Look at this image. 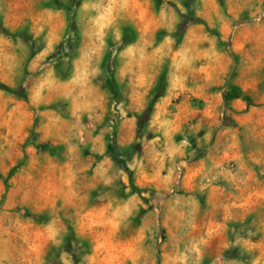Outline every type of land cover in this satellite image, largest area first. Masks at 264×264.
Returning a JSON list of instances; mask_svg holds the SVG:
<instances>
[{
	"label": "clouds",
	"instance_id": "1",
	"mask_svg": "<svg viewBox=\"0 0 264 264\" xmlns=\"http://www.w3.org/2000/svg\"><path fill=\"white\" fill-rule=\"evenodd\" d=\"M211 2L203 0L204 8ZM248 2L250 7L259 4L254 19L224 17L210 27L206 21L211 18L195 0L187 6L183 0H23L21 19L0 25V98L12 105L0 108V128L7 130L3 139L12 149V158L0 165V238L6 237L8 264H19L17 250L24 252L18 238L22 224L43 232L50 223L59 231L43 248L42 264H88L79 216L128 202L135 206L129 220L137 226L147 221L152 229L145 234L146 244L156 264L162 251L183 255L182 264H216L217 256L224 264H253L255 251L242 242L264 245V209L241 220V209L232 208L236 219L207 244L203 227L200 239L190 225L179 232L173 228L181 211L177 200L189 198L199 201L205 222L221 221L222 209L212 216L206 190L190 189L186 173L202 163L206 176L197 177L198 182L211 180L227 192L231 184L210 157L219 159L231 142L234 120L248 119L240 114L241 106L264 114V87L241 93L236 86L242 65L232 34L224 30L228 24L232 32L242 24L264 25V0ZM137 5L148 9L152 43L130 56V47H142L143 21L138 8L132 11ZM109 8L115 9L113 23L97 35V21ZM190 29L204 32L216 46L219 59L210 76L197 78L195 65L183 73L176 67ZM164 42L170 47L160 50ZM250 75L254 83L264 84V64ZM177 76L183 77V88L174 85ZM48 80L55 82L52 89L42 87ZM37 89L43 97L38 103L33 99ZM49 111L59 118V133L42 142L43 114ZM257 146L254 139L241 137V158L222 166L232 173L244 166L241 176L248 168L257 169L264 183V158L253 159ZM259 147L264 150V144ZM32 149L47 153L56 167L30 163ZM69 169L75 173L71 185L63 180ZM70 191L71 200L66 198ZM10 241L15 245L11 251Z\"/></svg>",
	"mask_w": 264,
	"mask_h": 264
},
{
	"label": "rangeland",
	"instance_id": "2",
	"mask_svg": "<svg viewBox=\"0 0 264 264\" xmlns=\"http://www.w3.org/2000/svg\"><path fill=\"white\" fill-rule=\"evenodd\" d=\"M189 2L190 0H183L185 6ZM195 2L199 5V10L204 11L211 18L206 21L210 27L214 26L213 21L216 19H223L224 17L229 19H254L253 16L258 15L259 4L256 7H250L248 0H212L209 9L204 8L203 0H195ZM22 3L23 0H2V3H0V25H3L6 21L18 22L25 12ZM123 7L121 5V8ZM137 8L139 9L138 15L143 21V26L140 29L142 47H130L128 49L130 56H134L138 52L142 54L143 47H147L152 43L150 39H147L153 31V22L148 17V9L137 5L132 11H136ZM261 10L264 11V7ZM114 11V8H109L105 14L99 17L97 35H101V29L104 26L113 23ZM224 30L232 34L237 61L242 65L234 78L240 92L251 93L254 87H264V84L254 83V77L250 75L251 71L258 65L264 64V25L250 26L242 24L238 25L236 30L232 32L231 25L228 24ZM183 41L177 52L175 62L178 71L181 73L191 71L195 65L199 69V72L194 74L197 78L205 75L210 76L214 71V65L219 59L214 42L208 40L204 32L195 29H190L184 36ZM165 44L170 47V43L164 42L159 46V49L163 50ZM174 85L177 88H183L185 86L183 77H175ZM54 86L55 82L52 80L45 81L42 85V87L48 89H52ZM193 90L195 91V89ZM40 92L41 89H37L33 96L34 101L37 103L43 99ZM201 95H203V90H201ZM11 106L9 101L0 98V108L10 110ZM249 113L252 114L249 115ZM240 114L248 117V119L243 122L234 120L236 127L231 142H226L219 159L210 157L220 167V175L224 176L231 184V188L226 192L224 185L214 184L211 180L198 182L197 177L204 180L206 176L202 163L198 167H193L190 173H186V185L190 189L195 187L198 191L206 190L205 202L209 205L211 215H215L217 208L222 209L221 221L210 218L205 222L200 215V203L194 198H189L183 202L177 200V205L181 211L177 213L173 221V228L179 232L190 225L195 239H200V228L203 227L204 235L208 238L207 241H204L206 244L210 243L214 237L222 236L227 223L236 219L231 210L232 208L241 209L239 214L241 220H244L258 209H264V183L256 175L258 170L248 168L247 175L241 176L239 173L244 166H241L236 173H232L222 166L226 160L241 158L242 153L238 150L241 137L254 139L257 143L254 160L259 162L261 158H264V150L259 147L260 144H264V114L252 112L251 108L244 111L243 106H241ZM43 115L47 117V124L40 130L42 135L39 139L42 142L59 133V118L57 115L51 111ZM5 135H7V130L0 128V165L12 158V149L3 139ZM8 140H11V136H8ZM41 147H46V145L41 143ZM230 149L234 150L230 151ZM42 161L46 162L49 169L56 167L47 153L38 155L32 149L30 163L39 166ZM0 171H3L2 166H0ZM99 174L104 175L103 171ZM74 178L75 173L69 169L63 180L65 184L71 185ZM73 196L74 193L70 191L66 198L71 200ZM134 207L132 202H128L110 209L105 207L89 209L79 216L77 227L79 234L85 237L87 241L85 247L88 248L86 257L88 264H156L154 250L146 244L145 234L152 230L151 227L147 221L137 226L129 220ZM185 208H187L186 213L183 211ZM198 216L200 217L199 220L197 219ZM58 231L59 229L54 223L48 224L43 232L39 230L32 231L27 225L22 224L18 232V238L21 243L25 244V247L23 253L17 250L19 264H42V250ZM4 239L6 237L0 238V264H8V261L4 259ZM242 243L249 250L255 251L253 264H264V245H261L260 241L245 240ZM14 247V243L10 241L9 250L11 251ZM176 247L177 245H173V249ZM193 247H196V245L193 244ZM185 261L186 258L183 255H177L175 251L161 252L160 264H182ZM206 264H209V262H206ZM216 264H224V259L217 256ZM231 264H236V261H232Z\"/></svg>",
	"mask_w": 264,
	"mask_h": 264
}]
</instances>
